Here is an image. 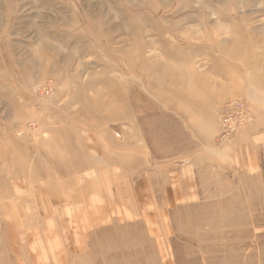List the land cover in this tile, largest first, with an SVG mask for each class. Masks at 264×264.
Instances as JSON below:
<instances>
[{
  "label": "rangeland",
  "instance_id": "obj_1",
  "mask_svg": "<svg viewBox=\"0 0 264 264\" xmlns=\"http://www.w3.org/2000/svg\"><path fill=\"white\" fill-rule=\"evenodd\" d=\"M260 132L264 0H0V264H264Z\"/></svg>",
  "mask_w": 264,
  "mask_h": 264
},
{
  "label": "built area",
  "instance_id": "obj_2",
  "mask_svg": "<svg viewBox=\"0 0 264 264\" xmlns=\"http://www.w3.org/2000/svg\"><path fill=\"white\" fill-rule=\"evenodd\" d=\"M249 119L250 117L248 118V114L245 112L243 103L233 101L226 105L221 121L225 133L228 134L237 130L239 128L238 126H244L245 122H248Z\"/></svg>",
  "mask_w": 264,
  "mask_h": 264
},
{
  "label": "crops",
  "instance_id": "obj_3",
  "mask_svg": "<svg viewBox=\"0 0 264 264\" xmlns=\"http://www.w3.org/2000/svg\"><path fill=\"white\" fill-rule=\"evenodd\" d=\"M261 123H263V122L261 121ZM254 138H256V140L252 141L251 144L245 145V147L243 148V151L244 150L248 151V149H249V151L252 153V155H254L253 152H255V148L260 149L261 145L264 147V133L263 132L257 133V135ZM251 139L253 140V138H251Z\"/></svg>",
  "mask_w": 264,
  "mask_h": 264
},
{
  "label": "bare ground",
  "instance_id": "obj_4",
  "mask_svg": "<svg viewBox=\"0 0 264 264\" xmlns=\"http://www.w3.org/2000/svg\"><path fill=\"white\" fill-rule=\"evenodd\" d=\"M155 55V54H154ZM81 97V96H80Z\"/></svg>",
  "mask_w": 264,
  "mask_h": 264
}]
</instances>
